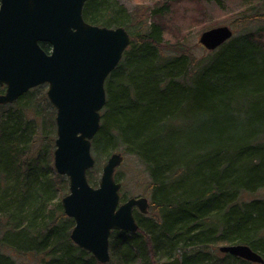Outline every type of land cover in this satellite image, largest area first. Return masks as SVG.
<instances>
[{
  "label": "trees",
  "instance_id": "obj_1",
  "mask_svg": "<svg viewBox=\"0 0 264 264\" xmlns=\"http://www.w3.org/2000/svg\"><path fill=\"white\" fill-rule=\"evenodd\" d=\"M121 15L111 0H87L82 9L88 24L123 27L131 37L105 80L91 146L96 158L120 150L139 160L150 180L149 207L134 215L135 233H111L106 264L173 257L181 264H254L219 253L234 244L264 260V199L244 197L264 188L260 37L236 35L197 58L185 45L165 47L157 22L138 33ZM33 99L31 89L0 105V264H18L14 253L39 264H101L70 240L74 221L60 202L68 180L56 173L52 150H35L39 136L55 133L54 115L39 119Z\"/></svg>",
  "mask_w": 264,
  "mask_h": 264
},
{
  "label": "water",
  "instance_id": "obj_2",
  "mask_svg": "<svg viewBox=\"0 0 264 264\" xmlns=\"http://www.w3.org/2000/svg\"><path fill=\"white\" fill-rule=\"evenodd\" d=\"M87 0H0V105H10L23 94L46 84V96L56 111L53 167L68 179L61 198L66 217L74 221L70 240L96 261L110 260L113 231L135 233L136 208L148 212L146 197L123 202L115 169L123 162L112 153L103 165L97 187L87 180L95 165L91 141L100 128L106 101L104 84L131 43L123 27L88 24L82 17ZM233 37L220 26L203 31L199 44L215 51ZM41 43L50 46L46 53ZM221 253L263 264V258L243 244L222 245ZM159 264H181L173 257Z\"/></svg>",
  "mask_w": 264,
  "mask_h": 264
},
{
  "label": "rangeland",
  "instance_id": "obj_3",
  "mask_svg": "<svg viewBox=\"0 0 264 264\" xmlns=\"http://www.w3.org/2000/svg\"><path fill=\"white\" fill-rule=\"evenodd\" d=\"M111 2L116 9L123 12L124 15L121 16L128 27L131 26L136 32L142 33L157 22L163 27L165 47L185 45L197 58L206 57L211 52L199 44L200 34L220 26L231 28L233 36L254 33L260 37V43L264 47V0H111ZM154 11H169L173 14L168 17L154 14ZM47 89L46 84L33 89L34 99L31 107L34 105L39 114L38 118L44 121L50 120L53 114L55 126L56 111L47 99ZM39 138L36 140L35 150H40V154L42 151L46 152L47 155L52 150L53 157L56 127L55 133L49 135L48 140L42 136ZM117 152L123 155V162L114 173L117 182L121 184L119 192L121 202L132 197H146L149 200L150 180L143 165L134 156L126 155L120 150L115 151ZM92 155L95 165L89 171L90 178L96 181L93 183L95 188L99 183L102 167L111 153L107 157L96 158L92 151ZM244 197L264 199V188L255 193L245 194ZM219 253L223 254L220 251ZM14 259L18 264H39V260L31 255L19 256L14 253Z\"/></svg>",
  "mask_w": 264,
  "mask_h": 264
},
{
  "label": "flooded vegetation",
  "instance_id": "obj_4",
  "mask_svg": "<svg viewBox=\"0 0 264 264\" xmlns=\"http://www.w3.org/2000/svg\"><path fill=\"white\" fill-rule=\"evenodd\" d=\"M137 213L141 214L136 208H134V209H133V215H135V214H137ZM141 215H143V214H141Z\"/></svg>",
  "mask_w": 264,
  "mask_h": 264
}]
</instances>
